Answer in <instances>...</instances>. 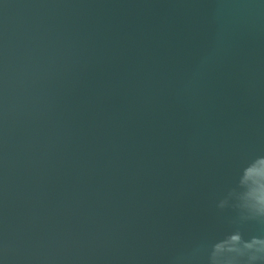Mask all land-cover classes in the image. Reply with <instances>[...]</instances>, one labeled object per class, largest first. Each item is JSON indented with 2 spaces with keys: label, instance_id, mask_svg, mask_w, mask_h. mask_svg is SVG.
<instances>
[{
  "label": "water",
  "instance_id": "95a60500",
  "mask_svg": "<svg viewBox=\"0 0 264 264\" xmlns=\"http://www.w3.org/2000/svg\"><path fill=\"white\" fill-rule=\"evenodd\" d=\"M260 154L264 0H0V264H205Z\"/></svg>",
  "mask_w": 264,
  "mask_h": 264
},
{
  "label": "clouds",
  "instance_id": "9594fccd",
  "mask_svg": "<svg viewBox=\"0 0 264 264\" xmlns=\"http://www.w3.org/2000/svg\"><path fill=\"white\" fill-rule=\"evenodd\" d=\"M230 213V229L220 237L203 240L194 259L205 264H264V154L246 159L236 179L216 202ZM246 225H255L247 233Z\"/></svg>",
  "mask_w": 264,
  "mask_h": 264
}]
</instances>
